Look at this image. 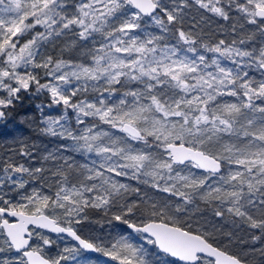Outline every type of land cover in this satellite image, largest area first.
Masks as SVG:
<instances>
[{
    "label": "snow or ice",
    "instance_id": "6c2138e0",
    "mask_svg": "<svg viewBox=\"0 0 264 264\" xmlns=\"http://www.w3.org/2000/svg\"><path fill=\"white\" fill-rule=\"evenodd\" d=\"M39 97L72 143L0 153V264H264V0H0V125Z\"/></svg>",
    "mask_w": 264,
    "mask_h": 264
},
{
    "label": "trees",
    "instance_id": "16d2710c",
    "mask_svg": "<svg viewBox=\"0 0 264 264\" xmlns=\"http://www.w3.org/2000/svg\"><path fill=\"white\" fill-rule=\"evenodd\" d=\"M192 14L195 15V13ZM219 23L224 24L225 28H227L228 26V22L220 21ZM209 27L211 28L212 33H214V35H212L213 40H230L232 38V36H230L227 32L222 31L217 23H212ZM205 31L208 32V28H205ZM250 74L256 76L257 79L260 78V73L258 71L251 70ZM44 99V97L26 99L20 106H18L16 113H14L13 116L5 124L0 125V153H3L6 150L17 149L21 142L27 143L28 145L35 146L34 148H32V151L36 155V160H28L27 158H24L22 162L31 164L36 167H39L41 165H43L44 167H51L53 162H44L42 160V157L48 155L49 152H56L57 149L62 150V145L64 144L71 145V141H62L56 137L45 136L40 133V113L36 111L35 105L41 103V101ZM52 114L56 113L53 112ZM26 115L29 117L28 120L23 119V117H25ZM31 118H35L34 123L32 122ZM74 123L75 117L74 114H72L70 124L74 126ZM63 154L74 156L75 159L80 163H90V161H86V159L80 156L78 153L66 151ZM117 179L121 180V182L123 183H131L136 186L135 181H130L127 178L119 177ZM140 187L143 191H148L149 193L154 195H165L163 193H156L155 190L149 189L143 185H140ZM85 211L88 219L83 221L82 224L78 226V228L80 229V234L84 236L92 235L107 241L111 237L116 236L117 233H119L124 227L122 225H118V222L116 221H112L111 223H109V221L111 220V213L106 216L102 210L91 208L86 209ZM114 225L117 226L114 227ZM224 228L226 230H231V226L229 224H224ZM238 235L241 239L248 240L250 242V234H248L247 232L238 231ZM51 236L53 239H56V242L60 246V248H63L65 245L71 246L72 244H74V242L69 238L65 237L63 240H60L54 235ZM237 244H239V241H237ZM250 246V243L239 245L240 248L244 249H247ZM255 247H261V245L257 243ZM55 251L56 249L54 246L53 254H55ZM85 255L90 256L94 264H116V262L111 261L109 257L103 256L100 253H97L96 255L85 253ZM256 259H260L259 255H257Z\"/></svg>",
    "mask_w": 264,
    "mask_h": 264
},
{
    "label": "water",
    "instance_id": "95a60500",
    "mask_svg": "<svg viewBox=\"0 0 264 264\" xmlns=\"http://www.w3.org/2000/svg\"><path fill=\"white\" fill-rule=\"evenodd\" d=\"M51 235H54V236H56V234H51ZM66 238H69V239H71L70 237H66ZM72 240V239H71ZM73 241V240H72ZM74 243H75V241H73ZM88 254H90V255H96L97 253H88Z\"/></svg>",
    "mask_w": 264,
    "mask_h": 264
},
{
    "label": "rangeland",
    "instance_id": "374dc122",
    "mask_svg": "<svg viewBox=\"0 0 264 264\" xmlns=\"http://www.w3.org/2000/svg\"><path fill=\"white\" fill-rule=\"evenodd\" d=\"M50 50H51V46H49Z\"/></svg>",
    "mask_w": 264,
    "mask_h": 264
}]
</instances>
